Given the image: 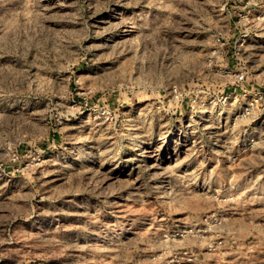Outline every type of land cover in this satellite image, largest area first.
<instances>
[{"label": "rangeland", "instance_id": "rangeland-1", "mask_svg": "<svg viewBox=\"0 0 264 264\" xmlns=\"http://www.w3.org/2000/svg\"><path fill=\"white\" fill-rule=\"evenodd\" d=\"M0 264H264V0H0Z\"/></svg>", "mask_w": 264, "mask_h": 264}]
</instances>
